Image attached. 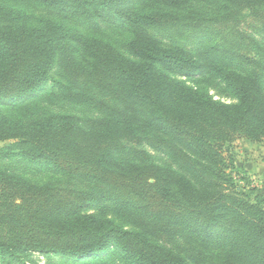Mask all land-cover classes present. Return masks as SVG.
Listing matches in <instances>:
<instances>
[{"label": "trees", "instance_id": "obj_1", "mask_svg": "<svg viewBox=\"0 0 264 264\" xmlns=\"http://www.w3.org/2000/svg\"><path fill=\"white\" fill-rule=\"evenodd\" d=\"M31 1L95 26H128L131 57L63 22L30 24L24 11L0 4V102L50 81L68 102L106 106L95 93L119 99L107 115L87 120L61 114L23 121L0 109V142H11L0 146V160L18 155L97 180L136 200L121 204L137 220L129 228L88 213L104 196L36 183L0 166V264H26L33 252L95 255L93 264H264V193L251 199L243 192L224 155L239 138L264 140L260 74L156 36L180 22L176 10L188 0ZM227 1L230 12L264 15V0ZM143 2L161 7L139 9ZM199 73L218 77L237 101H219L174 76ZM143 142L175 166L149 161L133 146ZM125 153L130 158L120 160Z\"/></svg>", "mask_w": 264, "mask_h": 264}, {"label": "rangeland", "instance_id": "obj_2", "mask_svg": "<svg viewBox=\"0 0 264 264\" xmlns=\"http://www.w3.org/2000/svg\"><path fill=\"white\" fill-rule=\"evenodd\" d=\"M0 4L24 11L29 16L30 24L40 25L45 21L63 22L88 36L112 42L123 53L131 57L128 43L132 38V32L128 26L108 24L95 26L91 22L86 23L65 16V14H60L56 10L31 0H0ZM230 6L227 0H188L183 8L176 10L180 22L174 28L163 32H153L166 45H181L194 52L210 51L221 63L244 72L259 73L264 87V15L255 14L251 9L244 8L230 12ZM159 7L161 5L156 2H148L146 5L143 2L139 9L149 11ZM257 8L261 9L262 5H257ZM228 14L231 15L227 16ZM215 47L219 49L215 50ZM53 73L58 78L71 81L58 68H54ZM174 76L184 80L195 89L209 93L219 101L225 103L237 101L225 83L214 75L199 73L195 75L174 74ZM53 86V82L50 81L36 92L22 98L0 102V109L6 115L23 121L61 114H71L87 120L107 115L110 112L109 108L116 107L119 103L115 94L98 93L94 94L95 97L105 102L106 106L95 103L68 102L61 96H57L58 90ZM9 143L11 142H0V146H6ZM133 146L145 149L149 153V161L153 163L175 166L167 154L147 142ZM16 151H18L17 148ZM224 151L227 162L229 164L234 162V168H230V172L239 188L251 199L264 193V140L252 142L239 138L227 145ZM118 157L123 161L130 158L127 153ZM0 166L36 183L98 193L104 196V200L90 205L86 210L88 213L110 218L124 227L136 228L137 217L128 212L132 209L121 204L128 200L136 202L128 194L111 191L91 178L70 175L48 165L32 163L18 155L0 160ZM94 259L99 258L91 255L76 259L33 252L26 257V264H93L89 261Z\"/></svg>", "mask_w": 264, "mask_h": 264}]
</instances>
